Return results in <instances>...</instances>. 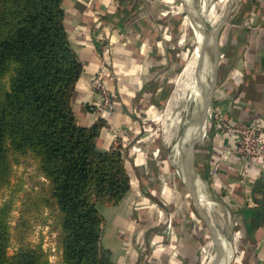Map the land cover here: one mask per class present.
I'll use <instances>...</instances> for the list:
<instances>
[{"label":"crops","instance_id":"0c3cea01","mask_svg":"<svg viewBox=\"0 0 264 264\" xmlns=\"http://www.w3.org/2000/svg\"><path fill=\"white\" fill-rule=\"evenodd\" d=\"M156 4V0H64L66 31L83 64L72 104L81 125L105 121L99 149L121 145L131 176L124 199L105 211L103 239L112 249L113 260L117 264H201L209 226L180 169L168 168L164 131L160 138L147 128L157 119L158 105L171 99L170 83L181 58L180 37L172 42L169 22L161 21V9L152 8ZM217 44L208 114L213 126L201 142L205 154L196 150L195 162L201 165L196 168V190L211 197L207 202L198 199L212 226L218 227L212 215L217 204L227 208L231 226H237L240 249L235 263L264 264V166L259 159L228 153L233 138L218 125L219 119L260 118L258 130L264 136V0H236L217 34ZM205 69L203 84L208 77ZM98 74L115 102L109 114L100 107V93L91 84ZM144 130L149 136L143 135ZM157 138L160 146L155 145ZM218 162V171L211 175ZM249 209L259 216L246 218L243 211Z\"/></svg>","mask_w":264,"mask_h":264},{"label":"trees","instance_id":"16d2710c","mask_svg":"<svg viewBox=\"0 0 264 264\" xmlns=\"http://www.w3.org/2000/svg\"><path fill=\"white\" fill-rule=\"evenodd\" d=\"M63 2L0 0V188L25 157L47 181L22 197L12 254L14 200L0 204V264L50 263L42 245L23 234L27 214L45 208L55 213L64 264H117L103 239L105 211L124 199L131 176L121 145L99 149L105 121L83 126L74 113L83 64L66 31ZM243 213L259 216L252 209Z\"/></svg>","mask_w":264,"mask_h":264},{"label":"rangeland","instance_id":"374dc122","mask_svg":"<svg viewBox=\"0 0 264 264\" xmlns=\"http://www.w3.org/2000/svg\"><path fill=\"white\" fill-rule=\"evenodd\" d=\"M156 2V6L152 5V8H154L155 11L161 9L163 12L161 14V21H164L165 24L169 22L170 31L172 32V42L175 44L180 37L179 41L181 42V45L179 50L181 58H179L180 66L175 73L176 76L170 83L171 99L169 101L166 100L164 105H158L160 108L158 109L159 112L156 117L157 119L153 122H148L147 128L150 131L153 130L156 135L159 134L158 137H160L162 130L164 131L162 137L167 138L168 140V145L164 149V152L167 153V159H169L167 160L168 168L176 172L177 169H180V165L182 163L183 154L182 151L179 150H183V146H186L187 144L185 143L186 133L184 132L186 122L188 120L193 122L196 116L197 118L199 117L200 102L196 100V98L194 100L192 98L188 99L187 95H191L192 89L185 88L184 82L186 85L187 82L181 75L187 64L186 62L192 55V52L198 42L192 28V23L195 19L192 18L188 10L186 0H156ZM235 2L236 0H190L189 5H192L193 9L197 13V19L194 24L198 22L197 24L200 26L202 31H208L210 28L214 29L217 23L211 27V24L208 22V17L210 12H212L211 10L215 9V12L220 16H223L226 12H229L230 14ZM207 46L208 45H206V47ZM210 51V66L212 70V60L214 54L212 49H209V52ZM206 129H208V125ZM160 138H157V144L155 145H159V140H161ZM196 150H198V152L203 156L205 154V147L203 143L199 142L196 146ZM159 152H163L162 147ZM197 154L198 153L195 151L193 160L197 158ZM195 166L197 168L198 162L197 164L195 162ZM11 173L9 184L0 188V204L10 197L14 200V206L10 218L13 236L9 252L12 254L18 246L16 225L18 223V219L22 215V197L26 193L37 191L41 187L42 182H45L47 185V181H45L46 179L39 174L37 163L31 158L25 157L21 159L20 162L15 163ZM214 210L215 211L212 210L214 212L212 214L214 217L213 219L219 227L220 232H222L224 236L227 234L230 236V242L232 244H230V249L232 255L230 256L229 264H236L235 262L238 258V251L240 249L238 246L239 237L236 236L237 226L234 225V228L231 226L230 223L232 218L229 217L225 206H221V204L215 205ZM27 217L30 218V225L26 227L25 232H23L25 241L33 245L41 244L42 248H44V250H46L49 254V264H64L61 257V250L59 248V229L56 226L55 213L53 212L51 214L50 209L45 208L43 211L38 213L36 211H30L27 214ZM202 224L205 228V223L203 222ZM207 234L208 235L204 236L203 239L202 248L206 247V250H202L201 264H214L215 255L213 254L215 247L211 243L212 235L210 233Z\"/></svg>","mask_w":264,"mask_h":264},{"label":"bare ground","instance_id":"6f19581e","mask_svg":"<svg viewBox=\"0 0 264 264\" xmlns=\"http://www.w3.org/2000/svg\"><path fill=\"white\" fill-rule=\"evenodd\" d=\"M186 1H187L188 10H189L192 18L195 19L194 22H196L197 13L193 9L192 5H189L190 0H186ZM211 11L212 12H210V15L208 17V22L211 24V27H212V26H214V24L217 23V21L222 17V15L220 16L219 14H217L215 12V9H213ZM229 15L230 14L228 12L227 16H226V20L223 22V24L228 21ZM194 22L192 23V28L195 32L196 40L198 43H197L194 51L192 52V55L190 56V58L186 62L187 64H186L185 68L183 69L181 75H182L183 79H185V81L187 82V85H188V87H187V85L184 82L185 88H187V89L191 88L192 89L191 95L190 96H189V94L187 95L188 99L192 98L194 100L196 98V100L199 101L200 96L202 94V91L200 90V87L198 86V76L197 75L194 76V74L196 72V66H197L198 61L201 63V66H202L201 70H200L199 80L201 79L202 74L205 73V70H206L205 68H207L208 77H206V79H205L204 86H206V89H208L210 82H211V66H210V53H211V51L209 52V49L210 50L212 49V44L214 41L217 44V40L214 37L213 28H210L208 31H202L200 26H198V24H197L198 22L195 24H194ZM205 41H207L208 46L204 50H200V48H199L200 44H202ZM217 46H218V44H217ZM208 47H209V49H208ZM215 72H216V70H215ZM174 84H176V83H174ZM180 84H181V82H180ZM197 125H198L197 116L193 122L190 120H188L186 122V127L184 129V132L186 133L185 143H187V144H186V146H183V148L180 146L183 150H179V151H182V154H183L182 156H184L182 158V163L180 165L179 172L181 173L182 177L184 178V181L186 182L188 188L191 191L195 189V187L198 183L197 179H199L198 173L196 171L195 159L193 160L194 152L196 151V146L199 143V137H200L199 134H198V136L195 135V129H196ZM195 181H196V183H195ZM196 192H197L200 200H202V201L207 202L211 198L209 194L205 193L201 189L196 190ZM211 219H212V217H211ZM213 226H214V224H213ZM213 231H214V234H213L214 238L212 237L211 243L215 247V251L213 254V255H215V259H214L215 263L214 264H229L230 256L232 255V252L230 249V244H231L230 236L228 234L226 236H224V234L222 232H220L219 227H216V226L213 227ZM207 238H208V236H207ZM205 243H206V241H205ZM207 246H209V245H207Z\"/></svg>","mask_w":264,"mask_h":264},{"label":"built area","instance_id":"2783aa9c","mask_svg":"<svg viewBox=\"0 0 264 264\" xmlns=\"http://www.w3.org/2000/svg\"><path fill=\"white\" fill-rule=\"evenodd\" d=\"M93 88L97 89L101 96L100 107L107 114L114 109L115 102L110 95L101 74L94 76L91 80ZM260 118L252 121H226L219 119L218 125L220 130L230 134L233 138V147L228 153H236L248 159H259L264 166V136L259 133L258 126ZM208 129L213 126L212 119H208ZM207 134V132H206ZM224 156V155H223ZM220 167V162L216 163L211 171V175H215ZM168 228L172 226V219L167 222ZM205 248H202L204 250Z\"/></svg>","mask_w":264,"mask_h":264},{"label":"water","instance_id":"95a60500","mask_svg":"<svg viewBox=\"0 0 264 264\" xmlns=\"http://www.w3.org/2000/svg\"><path fill=\"white\" fill-rule=\"evenodd\" d=\"M226 16L227 13H225L218 21L217 24L215 25L214 29H213V34L214 37L217 40V34L223 24V22L226 20ZM207 45V41L203 42L202 44H200V50H204L206 48ZM212 48H213V54H214V58H213V66H212V70H211V82L209 85V88L206 89V86H204V84L202 82H200L199 80V76H200V70H201V63L198 61L197 66H196V72L195 75L198 76V86L200 87V90L202 91V94L200 96L199 102H200V110H199V117H198V128H199V142H203L205 135H206V126H207V122H208V114H209V108H210V103L212 100V95H213V90L215 87V67L217 65V44L214 41L212 44ZM216 55V56H215ZM184 156H182L183 158ZM189 189V188H188ZM191 192V198L199 212V214L203 217V219L206 221V223L209 226L210 232L212 234V237L214 238L213 234V227L212 224L209 222L208 218H206V214L202 208V204L200 203L199 199H198V194L196 192V187L194 190H190Z\"/></svg>","mask_w":264,"mask_h":264}]
</instances>
